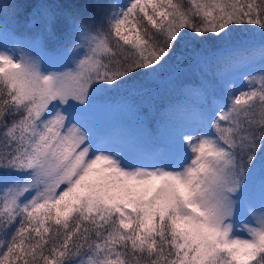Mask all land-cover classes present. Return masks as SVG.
I'll list each match as a JSON object with an SVG mask.
<instances>
[{
  "label": "snow or ice",
  "instance_id": "snow-or-ice-1",
  "mask_svg": "<svg viewBox=\"0 0 264 264\" xmlns=\"http://www.w3.org/2000/svg\"><path fill=\"white\" fill-rule=\"evenodd\" d=\"M87 8L0 0V264H264V0Z\"/></svg>",
  "mask_w": 264,
  "mask_h": 264
},
{
  "label": "trees",
  "instance_id": "trees-1",
  "mask_svg": "<svg viewBox=\"0 0 264 264\" xmlns=\"http://www.w3.org/2000/svg\"><path fill=\"white\" fill-rule=\"evenodd\" d=\"M127 1V0H126ZM93 0H18V3L21 5V22L27 18L28 13L31 12L32 6L35 4H46L51 5L52 10L57 13L61 21L64 16L71 12H83L87 11V6L92 3ZM115 3V0H112ZM59 6V7H58ZM53 45L49 44V48L52 49ZM190 78V77H189ZM197 99L192 97L191 100Z\"/></svg>",
  "mask_w": 264,
  "mask_h": 264
},
{
  "label": "rangeland",
  "instance_id": "rangeland-1",
  "mask_svg": "<svg viewBox=\"0 0 264 264\" xmlns=\"http://www.w3.org/2000/svg\"><path fill=\"white\" fill-rule=\"evenodd\" d=\"M121 4H126L127 1L126 0H121ZM22 23V22H21ZM23 24V23H22ZM23 30V28H22ZM3 41V34L0 33V42ZM50 49V48H49ZM51 50V49H50ZM190 103L195 106L196 104L199 103L198 99L195 100H190ZM118 119V117L114 116L111 113L105 112L103 110L98 111L94 117H93V123L95 124V126L99 129V130H105L108 127H110L116 120ZM174 120H178L179 117H174ZM168 132V128L161 126L160 128V133L162 136L166 135Z\"/></svg>",
  "mask_w": 264,
  "mask_h": 264
}]
</instances>
